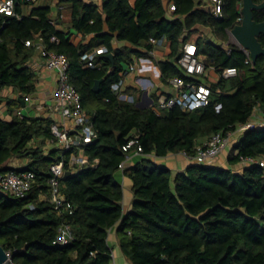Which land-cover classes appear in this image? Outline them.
I'll list each match as a JSON object with an SVG mask.
<instances>
[{
    "label": "trees",
    "instance_id": "trees-1",
    "mask_svg": "<svg viewBox=\"0 0 264 264\" xmlns=\"http://www.w3.org/2000/svg\"><path fill=\"white\" fill-rule=\"evenodd\" d=\"M170 1L176 6L173 19L163 0H104L102 6L61 0L71 11L70 28L93 35L87 43L78 44L71 41L70 31L51 23V0L32 7L21 19L0 13V91L11 86L25 94L36 91L35 75L28 66L36 49L26 41L40 36L48 49L68 56L70 81L97 132L83 147L90 162L97 160L95 165L71 167L69 160L77 149L54 148L46 153L42 147L44 141L56 140L51 119L18 112L11 120L0 116V171L14 168L36 174L26 197L0 189V244L11 251L14 262L114 264L108 236L118 225L119 246L131 264H264V167L260 165L236 171L194 163L174 175L170 168L144 157L124 169L132 182L133 204L129 212L123 211L124 189L115 174L126 159L123 146L133 134L138 135L142 154L184 152L193 156L200 137L235 131L249 122L257 107L264 113V55L247 63L240 45L225 48L205 36L195 42L206 68L217 73L225 67L238 69L237 76L211 83L210 105L192 112L174 107L158 114L152 107L137 106L139 97L133 88L128 89L134 94L133 102L119 99L112 84L119 80L124 64L134 57L151 56L152 38L164 37L170 43L169 56L157 62L162 80L189 79L178 59L196 26L210 27L216 39L227 42L228 29L243 19V0H224L221 18L197 0ZM17 10L22 11L19 4ZM253 14L256 21H264V7ZM51 35L58 42H51ZM114 40L129 45L115 48ZM259 41L264 47V34ZM100 46L106 51L91 67L82 56ZM110 53H114V62ZM100 79H104L101 88L94 92ZM11 104L21 107L17 100ZM217 104H221L219 110ZM248 156L264 158V128L247 129L228 161L233 165ZM14 157L29 161L25 167L8 166ZM60 160L66 162V172H71L65 175L62 188L70 208L61 215L48 200L50 166ZM63 222L71 224L74 239L57 245L54 240Z\"/></svg>",
    "mask_w": 264,
    "mask_h": 264
},
{
    "label": "built area",
    "instance_id": "built-area-1",
    "mask_svg": "<svg viewBox=\"0 0 264 264\" xmlns=\"http://www.w3.org/2000/svg\"><path fill=\"white\" fill-rule=\"evenodd\" d=\"M35 0H0V13L4 15L14 16L21 19L24 13L17 10V5L32 3ZM224 0H211L209 7L210 12L215 18L223 16ZM63 7H60L62 9ZM171 11L176 10L174 3L169 6ZM60 15L51 17V23L55 24ZM241 20V18H238ZM232 29H228L231 33ZM164 37L151 39L154 46H160L164 43ZM51 42H58L56 35L50 36ZM26 45L35 46L42 57L44 64L50 70L56 72L57 88L55 91V101L57 108L61 114L73 121V128H62L57 122H53L51 129L52 133L59 143L60 148L64 151H71L77 149L78 153L72 152L69 166L71 167H86L88 165H95L97 162H90L89 158L83 153V147L91 143L97 136L92 123V116L84 108L82 98L78 90L70 81V63L69 58L65 53H59L55 50L48 49L42 37L37 40H28ZM241 46V45H240ZM242 47V46H241ZM227 48V47H225ZM243 48V47H242ZM246 54V62H253L251 53L248 49L243 48ZM106 51L105 46H100L92 51L83 54L82 59L87 61L91 67H95V60L97 56ZM154 51L151 50L150 53ZM136 62H129L124 64L120 72L118 81L112 84V90L118 95L119 99L133 102L134 97L128 95L125 91L127 78L135 71ZM178 64L185 71L189 79H184L180 76H174L169 79V84L173 92L169 95L160 94L156 100H153L149 107H152L158 114L163 110L177 107L183 111L192 112L197 109L210 105L214 89L206 80V64L204 57L198 52V45L194 41H187L183 45L182 53L178 59ZM238 75L236 67H225L218 73L219 78L230 79ZM220 92V89H217ZM29 100V97L25 98ZM221 104L216 105V109H220ZM20 113V112H19ZM246 128V124H240L235 131H229L224 134L222 131L214 132L210 135L208 140L196 148V153L189 156L197 164L210 165L222 153L226 145L231 141V138L238 131ZM138 135L133 136L123 146L126 152V159L119 165L120 170L126 168V162L130 159L133 153H143V148L138 145ZM136 147V148H135ZM241 163L246 167L254 164L264 167V158L260 157H242ZM66 174V162L60 160L50 166V176L48 179L49 195L48 200L52 203L55 211L62 214L70 208V204L66 202L63 193V179ZM36 183V174L31 170H15L9 168L0 171V189L9 192L17 197H26L29 195L32 187ZM74 239V232L71 224L63 222L59 228L54 243L57 245H66ZM7 264H19L13 261L11 251H7ZM115 263L114 253L112 254Z\"/></svg>",
    "mask_w": 264,
    "mask_h": 264
},
{
    "label": "crops",
    "instance_id": "crops-1",
    "mask_svg": "<svg viewBox=\"0 0 264 264\" xmlns=\"http://www.w3.org/2000/svg\"><path fill=\"white\" fill-rule=\"evenodd\" d=\"M47 1L49 0H35L32 3L22 4L20 7L22 8V12L24 13V15H27L31 11L32 7L44 5ZM84 1L102 6L104 0ZM131 1L134 2V0ZM163 2L167 10L168 17H170L171 19L175 18L176 15L174 14V12L169 9V6L172 2L170 0H163ZM197 3L205 9H209L211 0H197ZM51 6L52 17L60 15L54 25L59 30L66 32L70 31V38L72 42H74L75 44H78L79 42L87 43L93 37V35L84 36L82 33H79L70 28L71 11L69 8H67L64 2H61V0H51ZM60 7L63 8L60 9ZM198 30H203L204 32L209 30L214 35L210 27L198 25L196 26V32L192 34V37L189 41L195 42V40L199 36L204 37V35L202 34H197ZM126 45L129 44L118 40H114L113 42V46L115 48L123 47ZM35 49L36 50L33 57L28 61V66L35 75L36 91H34L32 94H25L12 86L2 89L0 91V116L6 120H11L12 115L20 112L22 115L27 117L49 118L53 122H57L60 127H66L71 130L73 128V121L70 119H66L61 114L60 110L57 108V104L55 101V91L57 88L56 72L46 67L42 57L40 56L39 50L36 47ZM153 51L154 52L150 53L151 56L149 57L133 58V61L137 63L136 69L127 78L125 87V91L128 95H131L128 92V89H134L136 97H139L137 103H148L149 106L151 105L152 101L155 100L153 98V95H157L158 97V95L160 94L169 95L173 92L169 82H165L162 80L161 71L157 64L158 61L165 60L169 56L171 52L170 43L167 40H164V43L162 45L154 46ZM150 78L154 79V82H152ZM212 78L215 79L214 82H210L209 79ZM206 80L209 84L216 83L219 80L218 73L212 67L207 68L206 70ZM145 93L147 94L145 95ZM26 97H29V100H26ZM12 100L19 101V103H21V107L12 105ZM252 127L264 128V113L261 107H257L255 109L253 116L251 117L249 122L246 123V128H244V130L242 131H238L233 135L231 141L226 145L222 153L210 165L232 168L236 171H243L246 166L241 162L231 165L228 161V156L231 153L234 144L241 139L247 129ZM208 138L209 136L200 137L197 140V146L204 144L208 140ZM37 141L38 140L36 139L33 141V143L35 144ZM42 147L44 151L48 153L51 149L60 148V145L56 140H46L42 143ZM144 157H148L157 164L170 168L173 171L174 175H176L178 172L185 171L188 166L195 163L194 160L187 156L184 152H170L165 156L133 153L130 159L126 162V167L135 164ZM28 161V158L14 157L9 161L8 166L18 168L25 167ZM115 175L117 180L123 185L124 197L122 204L124 213H127L132 209L133 204L132 182L125 175L124 170H118ZM117 227L118 225L113 226L109 230L108 236L109 246L113 251H115L113 252L114 256H118V259H115V263L131 264V262L123 254L119 246Z\"/></svg>",
    "mask_w": 264,
    "mask_h": 264
},
{
    "label": "water",
    "instance_id": "water-1",
    "mask_svg": "<svg viewBox=\"0 0 264 264\" xmlns=\"http://www.w3.org/2000/svg\"><path fill=\"white\" fill-rule=\"evenodd\" d=\"M18 2V0H16ZM264 7V2L256 3L254 0H243L241 12L243 14L242 22L237 24L231 31L232 36L238 43L250 51L253 62L257 58L264 55V47L259 41V35L264 34V21L258 22L254 19L253 11ZM108 57L114 62V53H110ZM104 79L97 80L93 86V91L98 92ZM147 93H145L146 95ZM138 107L145 108L149 104L137 103ZM71 172H66V176ZM8 254L4 247L0 244V264H7Z\"/></svg>",
    "mask_w": 264,
    "mask_h": 264
},
{
    "label": "rangeland",
    "instance_id": "rangeland-1",
    "mask_svg": "<svg viewBox=\"0 0 264 264\" xmlns=\"http://www.w3.org/2000/svg\"><path fill=\"white\" fill-rule=\"evenodd\" d=\"M198 35L199 34H202V35H204L205 37H207V38H210L211 40H213V41H215V42H217L218 44H221L222 46H225V47H228V45L229 44H237V45H240L239 43H238V41L234 38V36H232V35H230V38H229V41H225V42H222V41H219L218 39H216V37L211 33V31H206V32H204L203 30H198V33H197ZM193 37H196V36H193ZM150 80L152 81V82H154V79H152V78H150ZM210 80V82H214V78H212V79H209ZM113 252H115V251H113ZM118 256L116 255L115 256V259L117 260L118 258H117Z\"/></svg>",
    "mask_w": 264,
    "mask_h": 264
}]
</instances>
